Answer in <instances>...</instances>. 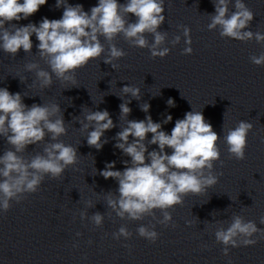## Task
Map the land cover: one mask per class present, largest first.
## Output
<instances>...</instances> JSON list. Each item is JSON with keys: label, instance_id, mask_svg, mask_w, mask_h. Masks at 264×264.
<instances>
[{"label": "clouds", "instance_id": "clouds-1", "mask_svg": "<svg viewBox=\"0 0 264 264\" xmlns=\"http://www.w3.org/2000/svg\"><path fill=\"white\" fill-rule=\"evenodd\" d=\"M231 2L212 0L215 12L207 13L210 17L208 30L219 29L221 38L242 42L255 39L257 43L264 44V33L245 30L250 28L254 18L252 10L243 0H234L235 11L230 13ZM46 3L47 0H23V3L20 0H0V49L12 57L21 49L31 53V37L35 35L39 42L36 45L39 57L50 71L42 69L38 62L27 63L25 70L35 74L34 84L38 82L40 89L51 87L53 76L62 84L75 87L76 71L105 54L101 37L108 42L103 62L113 69L117 68L114 61L126 55L123 49L112 43L118 35H122L133 47L147 48L151 58H164L170 53V48L164 46L168 42L167 31L158 30L165 22V0H126L123 4L118 3V0H98V4L88 12L84 11L82 4L71 5L67 0H56L55 7L64 9L60 19L44 17L38 26L35 23L24 26L11 23L28 19ZM129 14L136 17L135 22L129 20ZM6 23L8 27H5ZM178 28L182 30L186 45L182 54L191 55V29L185 25H179ZM148 34L153 37L151 43L147 39ZM180 41L181 35H176L170 43L174 47ZM250 60L257 66H264V52L259 56H251ZM121 91L134 99H140L141 90L138 87L125 85ZM130 103L129 100L119 105V120L126 119L127 123L120 127L121 130L113 139L117 141L114 147L131 159L122 161L125 165L123 171L113 170V161L106 163L104 170L99 172L104 179L112 178L118 182V195L109 191L105 196L107 208L111 210L108 216L115 213L116 217L131 221L151 217L164 227L175 228L177 225L169 209L182 206L189 195L198 196L207 192L223 175L222 172L214 171L215 162L220 161L223 166L218 145L220 136L205 120L201 110L186 112L183 119L175 121L169 134L150 115L144 120H129L132 111L128 106ZM166 103L169 107L176 106L172 98ZM140 109L148 113L150 104L145 102L140 105ZM82 111L83 119L77 118L76 121L81 124L80 130L87 132V145L101 150L108 143L102 137L116 125L106 109L93 111L82 107ZM172 119L171 115H167L163 124ZM253 127L252 123L243 120L234 128L223 123L222 130L226 133L223 139L230 158L237 161L245 159L247 137ZM67 131L63 110L58 103H33L28 106L23 102L21 93L0 88V137L11 146L0 155V211L6 213L12 207V201L18 204L28 194L38 192L46 176L58 179L67 168L79 162L77 147L66 145L59 139L67 135ZM149 133L152 134L150 140L147 139ZM46 137L50 140L44 144L42 152L30 157L24 155L29 145L45 142ZM148 145H158V150L148 151ZM166 148L172 150L171 154L165 151ZM86 206L92 208V201H86ZM155 210L160 211L162 218L156 216ZM80 218L88 219L96 228H101L105 216L95 212L89 217L86 211H81ZM193 223L191 220L186 221L187 226ZM260 224L264 225V216L260 217ZM209 226L216 228L215 240L224 246L222 254L225 257L229 256L230 248L254 246L264 240V228H258L256 222L246 220L239 214H233L230 221L218 220L215 225ZM136 232L150 243H156L160 235L155 230V224L141 225ZM76 235L81 236L82 233L77 232ZM111 235L116 240L121 237L128 240L133 233L126 226H121ZM124 247L130 250L129 245Z\"/></svg>", "mask_w": 264, "mask_h": 264}]
</instances>
